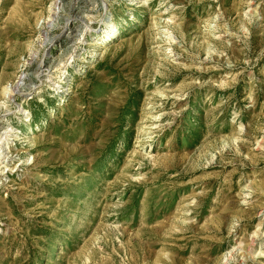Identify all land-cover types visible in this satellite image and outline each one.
<instances>
[{
    "label": "rangeland",
    "instance_id": "374dc122",
    "mask_svg": "<svg viewBox=\"0 0 264 264\" xmlns=\"http://www.w3.org/2000/svg\"><path fill=\"white\" fill-rule=\"evenodd\" d=\"M0 264H264V0H0Z\"/></svg>",
    "mask_w": 264,
    "mask_h": 264
},
{
    "label": "bare ground",
    "instance_id": "6f19581e",
    "mask_svg": "<svg viewBox=\"0 0 264 264\" xmlns=\"http://www.w3.org/2000/svg\"><path fill=\"white\" fill-rule=\"evenodd\" d=\"M59 6V5H58ZM62 6V5H61ZM60 7V6H59ZM59 7H58V9H59ZM65 7V6H64ZM57 8V7H56ZM63 9V8H62ZM58 11H60V9L58 10ZM57 11V12H58ZM53 16V15H52ZM70 19V18H69ZM84 19V18H83ZM70 21V20H69ZM66 25V24H65ZM46 36V35H45ZM57 38V37H56ZM50 39V38H49ZM54 39V38H53ZM96 44H98V43H96ZM99 45V44H98ZM70 60V59H69ZM33 61V60H32ZM45 68V67H44ZM42 72V71H41ZM41 72H39V74L41 73ZM24 73V72H23ZM22 73V74H23ZM26 73V72H25ZM44 73V72H43ZM37 74V73H36ZM41 75V74H40ZM27 76V75H26ZM28 77V76H27ZM21 79V78H20ZM24 79V78H23ZM26 80V79H25ZM24 80V81H25ZM21 81V80H20ZM21 83H18L17 85H20ZM12 85V84H11ZM16 85V86H17ZM16 86H14V88L16 87ZM4 94H5V96H7L8 98H11L10 96H11V94H12V88H11V86L10 85H7V86H5L4 87ZM18 92V91H17ZM16 93V92H15Z\"/></svg>",
    "mask_w": 264,
    "mask_h": 264
},
{
    "label": "built area",
    "instance_id": "2783aa9c",
    "mask_svg": "<svg viewBox=\"0 0 264 264\" xmlns=\"http://www.w3.org/2000/svg\"><path fill=\"white\" fill-rule=\"evenodd\" d=\"M23 94H24V93H23ZM26 94H27V93L25 92V95H26ZM21 105H22V104H21ZM22 106H23V105H22ZM25 111H27L28 114L26 113V114H24V116L26 117L27 120H29V116H28V115H29L30 112H29L28 110H26V109H25Z\"/></svg>",
    "mask_w": 264,
    "mask_h": 264
}]
</instances>
